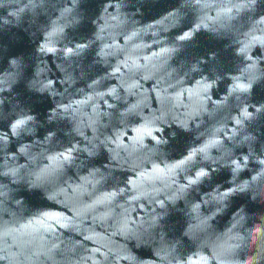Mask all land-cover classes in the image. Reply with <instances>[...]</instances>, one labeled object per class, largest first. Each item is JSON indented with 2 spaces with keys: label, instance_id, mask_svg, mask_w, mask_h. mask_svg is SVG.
Here are the masks:
<instances>
[{
  "label": "clouds",
  "instance_id": "1",
  "mask_svg": "<svg viewBox=\"0 0 264 264\" xmlns=\"http://www.w3.org/2000/svg\"><path fill=\"white\" fill-rule=\"evenodd\" d=\"M90 2L0 0V264H264V100L255 98L264 94V47L249 56L239 39L264 33V14L251 18L264 0H180L147 22L144 8L161 0H106L94 17ZM225 7L235 12L218 23ZM190 13L191 26L170 37ZM201 30L234 36V71L209 72L199 56L174 61ZM25 37L33 50L14 52ZM165 45L172 55L162 63L144 55ZM117 66L125 71L113 74ZM201 83L198 108L191 95L183 111L150 102L154 86ZM144 123L145 137L128 135ZM181 132L193 140L170 158ZM175 161L168 180L129 179ZM52 209L66 213L63 223Z\"/></svg>",
  "mask_w": 264,
  "mask_h": 264
},
{
  "label": "water",
  "instance_id": "2",
  "mask_svg": "<svg viewBox=\"0 0 264 264\" xmlns=\"http://www.w3.org/2000/svg\"><path fill=\"white\" fill-rule=\"evenodd\" d=\"M106 0H91V2L87 5L89 15L95 16L99 13V5L102 3H105ZM238 2L243 5L245 3V0H238ZM180 0H161V2L156 6H146L144 8V16L143 21L147 22L151 19H156L160 15H162L165 11L170 10L173 7L179 6ZM242 10V9H241ZM219 13V18L213 17L214 19H217L218 23L225 22V17H230L235 12V9L231 7H225V8H219L216 10ZM264 14V4L260 5L257 13L252 16L251 18L254 19L258 15ZM250 14L244 13L239 18V23L243 24V30H246L247 27L250 26ZM264 19V18H262ZM193 20V14H189V17L187 18L185 25L180 29H174L171 33H169V36L174 38L176 35H179L181 31L187 30L188 27L191 26V22ZM203 23L208 24V20H204ZM226 23V22H225ZM211 26V25H210ZM91 30V26L81 31L80 35H87L89 31ZM252 34L248 36L247 39H245L243 36H241L239 39L242 43V48L246 49L248 51V55H251V50L259 45L261 47H264V33H261L260 31H254L252 29L249 30ZM191 33H185L184 37H181V39H185L188 36H190ZM185 44V48L181 50V52L178 54L175 60H179L185 56H199L203 58V63L206 66V70L211 72L213 68L215 67L218 70L223 71L225 74L229 71L235 70V62L238 60V57L235 54V47L237 45L234 43V36L232 35H224L219 37H211L210 34L204 32L201 30V32L197 33V35L193 38V41H187L183 42ZM46 46L55 51L56 50V44L54 41L46 42ZM33 50V45L28 41L27 37H25L24 42L15 47L13 49L14 52H30ZM72 50H69L71 53ZM215 52L216 57L214 58L211 54ZM145 56L149 58V60H155L158 63H162L164 58L172 55V49L170 46L165 45L164 47L160 48H153L151 52L144 53ZM133 60H136L137 63H143L142 60H137L136 57L132 58ZM100 70L99 69H92L91 73H87L85 75V79L88 78L89 75L94 76L95 74H98ZM113 74H118L121 72H124L125 69L117 66L114 67L112 70ZM227 81L222 82L220 86V93L222 94L225 90L223 88V84ZM237 84H245L246 82L243 80L236 81ZM145 87H148V85L145 84ZM203 83L201 84H185L183 87L178 88L176 91H172L171 89H168L167 91H164L159 86H154V91L150 93V102L153 104L154 107H162L169 104V101L177 108H180L183 111V106L188 104V97L191 95L193 97V108L199 107V100L203 98ZM92 95L91 93L89 94ZM216 98H219L217 95ZM256 99L258 100H264V94H257ZM215 99V97H213ZM81 102H87V99L84 97L80 98ZM219 103V101H217ZM48 107V104H38L35 105V108L37 111H43ZM261 119H264V117H261ZM140 131L138 134H134L129 132L128 135H138V137H145L148 132L152 131V125L150 123H144L139 126ZM63 139L67 142V137H63ZM219 139L218 137H209L208 143L211 145V142ZM193 140L192 134H186V133H179V137L177 140L173 141L172 147L174 149L173 156L170 158H179V155L186 152L187 147L189 146L190 142ZM122 143H127L128 141L124 138H121ZM71 152V149H69L68 152H65L64 155L68 156ZM96 164L103 165L107 163V156L106 154H102L96 161ZM179 164V161L171 162L168 168H165L163 165L156 164L153 165V167H147L143 169L141 172H139L137 175L130 176L129 179L133 181L134 183H141L145 186L148 184H157V178L160 180H168L171 178L172 175L175 174V166ZM117 175L122 177L121 183L123 182V179L127 177L128 173L126 171H120L117 173ZM99 199L104 200L107 202L108 199H110V194L105 193L102 194ZM98 207H103V205H98ZM61 209H52L49 210V216L54 217L56 219H60L61 223H63L62 217L65 215ZM142 214V213H141ZM173 220L178 219L175 215L172 217ZM256 231H259V228L256 229ZM94 235V234H93ZM145 255H148L147 252L144 253ZM193 264H203V259L200 260L193 259ZM250 264V262H249Z\"/></svg>",
  "mask_w": 264,
  "mask_h": 264
},
{
  "label": "snow or ice",
  "instance_id": "3",
  "mask_svg": "<svg viewBox=\"0 0 264 264\" xmlns=\"http://www.w3.org/2000/svg\"><path fill=\"white\" fill-rule=\"evenodd\" d=\"M51 50V49H50Z\"/></svg>",
  "mask_w": 264,
  "mask_h": 264
}]
</instances>
